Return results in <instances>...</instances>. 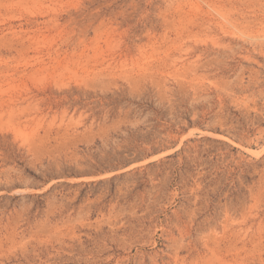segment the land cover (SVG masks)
I'll return each instance as SVG.
<instances>
[{
    "label": "rangeland",
    "instance_id": "rangeland-1",
    "mask_svg": "<svg viewBox=\"0 0 264 264\" xmlns=\"http://www.w3.org/2000/svg\"><path fill=\"white\" fill-rule=\"evenodd\" d=\"M0 264H264V0H0Z\"/></svg>",
    "mask_w": 264,
    "mask_h": 264
},
{
    "label": "bare ground",
    "instance_id": "bare-ground-1",
    "mask_svg": "<svg viewBox=\"0 0 264 264\" xmlns=\"http://www.w3.org/2000/svg\"><path fill=\"white\" fill-rule=\"evenodd\" d=\"M192 6V5H191ZM252 36V35H251Z\"/></svg>",
    "mask_w": 264,
    "mask_h": 264
}]
</instances>
